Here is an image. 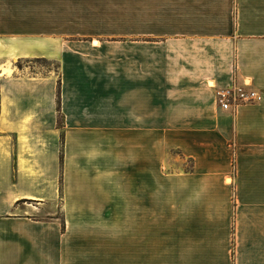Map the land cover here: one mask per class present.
<instances>
[{
  "label": "crops",
  "instance_id": "0c3cea01",
  "mask_svg": "<svg viewBox=\"0 0 264 264\" xmlns=\"http://www.w3.org/2000/svg\"><path fill=\"white\" fill-rule=\"evenodd\" d=\"M0 264H264V0H0Z\"/></svg>",
  "mask_w": 264,
  "mask_h": 264
},
{
  "label": "built area",
  "instance_id": "2783aa9c",
  "mask_svg": "<svg viewBox=\"0 0 264 264\" xmlns=\"http://www.w3.org/2000/svg\"><path fill=\"white\" fill-rule=\"evenodd\" d=\"M259 98V93L247 85H233L219 88L216 91L217 104L223 110H231L239 105L254 103Z\"/></svg>",
  "mask_w": 264,
  "mask_h": 264
},
{
  "label": "rangeland",
  "instance_id": "374dc122",
  "mask_svg": "<svg viewBox=\"0 0 264 264\" xmlns=\"http://www.w3.org/2000/svg\"><path fill=\"white\" fill-rule=\"evenodd\" d=\"M35 65L41 68H56V65L45 61H38Z\"/></svg>",
  "mask_w": 264,
  "mask_h": 264
},
{
  "label": "trees",
  "instance_id": "16d2710c",
  "mask_svg": "<svg viewBox=\"0 0 264 264\" xmlns=\"http://www.w3.org/2000/svg\"><path fill=\"white\" fill-rule=\"evenodd\" d=\"M59 125L62 127L63 126V117L61 113L59 114ZM15 158V156H14ZM13 180H15V163L13 165Z\"/></svg>",
  "mask_w": 264,
  "mask_h": 264
}]
</instances>
